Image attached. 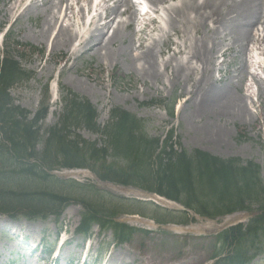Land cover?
Segmentation results:
<instances>
[{"label": "rangeland", "instance_id": "rangeland-1", "mask_svg": "<svg viewBox=\"0 0 264 264\" xmlns=\"http://www.w3.org/2000/svg\"><path fill=\"white\" fill-rule=\"evenodd\" d=\"M52 1L54 0H35L34 4L38 5L35 8L32 7L31 0H0V56L4 49L3 35L9 31L12 39L19 44L17 51L23 57H16V59L20 66L30 74L28 80L12 87L9 94L14 104L29 112V119H32L44 97V88L48 86L50 107L45 120L40 125L42 131L57 122L58 115L62 110L61 96L70 91L89 101L95 108L97 124L100 128L108 122L111 110H125L142 120L143 132L148 138L164 140L167 133L172 132L169 144L177 151L184 150L191 153L200 150L221 159L237 158L243 163L252 162L259 167L260 180L264 187V94L258 95V87L249 76L241 80L243 74L239 70L243 58L248 63L263 60L264 57H260V59L257 57L256 50L262 49L261 42L250 44L248 50L242 54L236 53V48L230 42H224L221 52L216 58L215 67L211 72L213 75L211 86L217 89L225 88L229 83H238L239 89L240 86L242 87L239 92L249 97L245 103L247 111L251 115L245 120L225 122V119H221L220 122H216L224 131L222 140L217 143L208 137L211 127L209 120L194 113L196 106L193 100L196 101L199 91L197 81L201 66L192 60L190 55L179 54L171 57V53H169L170 49L175 48V44L184 47L187 46V42H181L177 37L172 36L164 44H161L154 40L158 39L159 33L153 26L150 27L151 29L144 39L147 46L155 44L156 51L153 59L161 69H164L165 62L172 66L175 63L188 64L189 59L192 60L190 66L195 70L192 71L193 81L188 85V91H190L188 95L186 92L181 94L182 89L186 86L183 83L175 86L172 91L168 86L164 89L158 84H153V81L150 78H145L140 71L143 63L133 61V56L129 53L121 55L112 65L103 59V52L93 51V45L99 41L95 37L102 32L109 34L111 28L115 26L117 18L113 22V26L110 25L104 29L103 21L97 23L96 27L90 26L92 38L85 41L84 44H80V39L75 40L73 46H70L72 49L69 52L67 49L60 51L53 49L51 39L39 42L34 36H37L42 25V8L46 3ZM143 1L149 8L157 9L158 15L162 17L166 14V9L174 4L173 1H169L164 5L152 6L146 0ZM55 2L57 3V1ZM56 3H54L55 6H57ZM107 4L111 3H102L99 9L102 17L108 12L105 10ZM80 5L85 8V0H81ZM65 7L68 8L66 15L71 18L72 22L81 23L77 0H66L60 8L61 11H65ZM38 8L39 10H37ZM88 13L89 11L84 13L85 22L91 16V12ZM153 17L157 18L158 16L154 15ZM141 27H143V23L137 19L135 26L128 27L126 32L134 29L138 31ZM133 39V45L136 48L139 47V38L134 36ZM128 43L129 40L124 41V46ZM118 45L119 43L115 44L116 47ZM28 48H33L35 53L29 54ZM75 49L77 52L72 54ZM157 49L162 50V53L160 54ZM124 60L131 61L133 66L130 68ZM257 74L264 81V73L258 70ZM166 79L167 73H163L162 80ZM185 99L191 100L185 104ZM170 110H172L171 116L168 114ZM260 112L263 114L262 116L259 115ZM75 133L82 140L96 142L98 146L102 143L100 136L85 129H79ZM52 173L55 174L52 176L57 179L72 180L79 186L71 184L62 186L55 183V188L47 182H41L39 187L45 188L49 185L50 189H54L57 193H65L73 201L64 208L57 220L49 217L45 221L39 219L28 221L22 216L12 219L7 215H0V264L28 263L27 256H24V253L19 254V243L9 235L10 231L16 232L18 237H24L35 244L42 240L43 249L54 244L60 236L58 241L64 240L65 244L59 253L57 264H67V262L76 264L77 257L86 246V238L76 234V228L80 224V216L83 212V208L78 202L82 199L92 200L112 219L138 230L132 234L127 243L117 245L113 241L112 230H103L102 233L101 229L94 225L89 235L88 256L90 258L95 255L101 257L99 253L105 251L101 258L103 264H213L211 258L214 237L210 233L217 232L228 218L231 219L235 215L240 217L245 213H236L223 219L210 221L194 216L193 212H170L173 207L165 206L159 202L158 206L152 202L150 204L131 202L129 200L156 201V198L144 191L127 187L130 184L125 186L103 181L94 183L93 178L88 177V171L82 170L78 174L69 175L68 170L58 169ZM19 183L18 187L31 186L24 182ZM87 186H92V188H87ZM251 208L253 211H257L255 209L258 206L253 205ZM137 214L141 216H134ZM183 221L191 223L184 226ZM244 222L246 221L244 220ZM156 223H162L163 226H157ZM64 232L65 234H63ZM36 256L37 254L31 257L35 258ZM112 256L117 259L109 261ZM46 258L48 257L46 256ZM50 263L45 261V264ZM250 264H264V254L258 256Z\"/></svg>", "mask_w": 264, "mask_h": 264}, {"label": "trees", "instance_id": "trees-1", "mask_svg": "<svg viewBox=\"0 0 264 264\" xmlns=\"http://www.w3.org/2000/svg\"><path fill=\"white\" fill-rule=\"evenodd\" d=\"M4 42L0 60V215L12 219L22 216L29 221L58 218L73 200L49 185H79L49 173L87 169L100 181L130 184L211 220L251 212L253 205L258 206L255 210L261 214L246 224L213 235L211 260L213 264H250L264 254V187L257 165L237 158L221 159L200 150L176 151L168 143L172 132L164 142L148 138L142 120L121 109L111 110L108 122L100 128L95 108L70 91L61 96L57 122L42 131L40 125L49 107L47 87L38 110L29 119V112L14 104L9 90L28 80L30 74L15 58L19 45L10 33ZM29 52L33 53L31 48ZM79 129L99 135L101 145L82 140L75 133ZM19 182L31 186L18 187ZM41 182L49 185L39 187ZM78 203L83 212L77 232L85 237L93 225L112 230L117 243L128 242L137 232L112 219L90 199Z\"/></svg>", "mask_w": 264, "mask_h": 264}, {"label": "bare ground", "instance_id": "bare-ground-1", "mask_svg": "<svg viewBox=\"0 0 264 264\" xmlns=\"http://www.w3.org/2000/svg\"><path fill=\"white\" fill-rule=\"evenodd\" d=\"M65 1L54 0L43 6L42 25L37 36H34L39 42L51 39L53 49L59 51L67 49L69 52L72 49L70 46H73L75 40L80 39V44H84L85 41L92 38L90 26L96 27L97 23L103 21L104 29L110 25L113 26L116 18L120 17L122 20L115 23L109 34L102 32L95 37L99 41L93 45V51L103 52L105 61L114 65L121 55L129 53L133 56V61L143 63L140 71L145 78H150L153 84H158L164 89L168 86L172 91L175 86L183 83L186 86L185 89H182L181 94L186 92V95L190 92L188 85L193 81L192 71L195 70L190 64H192V60L199 63L201 66L197 81L199 91L196 101L193 100L196 106L194 113L209 120L211 127L208 137L214 142L219 143L224 135L223 129L216 122H220L221 119H225V122L245 120L251 116L245 103L249 97L239 92L242 87L240 86L239 89L238 83H229L225 88H213L211 72L224 42H230L238 54L248 50L250 44L261 42L262 49H256L257 57L259 59L264 57V0H146L152 6L164 5L169 1H175V4L166 9L164 17L158 15L157 9L150 8L148 12L139 15L143 27L138 31L134 29L130 32H126V29L132 25L135 26L138 12H140L137 9V2L133 0H100L97 4H94L93 0H85V8L80 5L81 0H77L79 21L81 22L77 24L73 23L71 18L66 15L67 7H65V11H61L60 8L65 4ZM34 2L35 0H31V5L37 8L38 5ZM102 3H111L105 6V10L108 12L104 17L99 13ZM85 11H89V13L94 11L89 23L84 21ZM152 14H156L158 17L154 18ZM151 26L156 28L159 33L158 39L154 40L161 44H164L172 36L177 37L181 42H187V46L184 47L175 44V48L169 50L171 57L183 54L190 55L192 60L189 59L188 64L175 63L172 66L165 62L164 69L157 66V62L153 59L156 51L155 44L147 46L144 40ZM134 36L140 40V45L137 48L132 43ZM126 40H129V43L124 46ZM116 43H119L117 47ZM157 51L162 53L160 49ZM75 52H77L76 49L72 51V54ZM127 65L130 68L133 66L131 61L127 62ZM239 70L243 74L241 80L249 76L258 87V95L264 94V81L257 74L258 70L264 73V58L260 62L250 61V63L243 58ZM163 73H167L165 81L162 80ZM188 100L191 99H185L184 103L186 104ZM259 115L263 114L260 112ZM159 200L164 205L172 206L164 200ZM238 219L239 216H234L227 219V222ZM116 259L112 256L109 261Z\"/></svg>", "mask_w": 264, "mask_h": 264}, {"label": "water", "instance_id": "water-1", "mask_svg": "<svg viewBox=\"0 0 264 264\" xmlns=\"http://www.w3.org/2000/svg\"><path fill=\"white\" fill-rule=\"evenodd\" d=\"M258 213H259V212L252 213V214H246V215L244 216V218H245V219H248V218H250V217H252V216H254V215L258 214ZM228 226H230L229 223L225 224L221 229H224V228H226V227H228Z\"/></svg>", "mask_w": 264, "mask_h": 264}]
</instances>
